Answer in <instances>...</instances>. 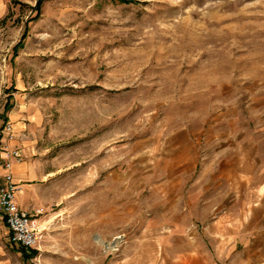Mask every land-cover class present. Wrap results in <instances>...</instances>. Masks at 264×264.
Returning a JSON list of instances; mask_svg holds the SVG:
<instances>
[{
	"label": "rangeland",
	"instance_id": "rangeland-1",
	"mask_svg": "<svg viewBox=\"0 0 264 264\" xmlns=\"http://www.w3.org/2000/svg\"><path fill=\"white\" fill-rule=\"evenodd\" d=\"M37 4L0 0V152L30 165L43 229L22 264H122L139 242L178 262L176 240L204 264H264V229L208 232L240 194L206 211L213 152L264 147V0Z\"/></svg>",
	"mask_w": 264,
	"mask_h": 264
},
{
	"label": "crops",
	"instance_id": "crops-1",
	"mask_svg": "<svg viewBox=\"0 0 264 264\" xmlns=\"http://www.w3.org/2000/svg\"><path fill=\"white\" fill-rule=\"evenodd\" d=\"M180 148V152L184 151L189 153L188 158L190 160L192 159V161L195 160L197 154L194 145L185 144ZM228 150L226 146H221L216 152H213L214 157L212 158L214 161H211L213 174L206 177V211H211L214 208L215 205L212 206L210 203L211 201L208 202V200L209 196L216 191L220 195H223L222 198H225L226 193L231 191L235 194H240L241 196L239 198L242 199L241 201H237L236 198V201H234L235 204L229 207L223 205L225 207V212L219 213V225H210L208 227V232H218L223 235L222 237H224V240L232 236L227 234H234V246H238L242 245L244 241L253 242L256 237L254 236L255 233L264 229V147L254 145H247L244 147L243 145H238L234 149V152L231 150L228 152ZM4 162V153L1 151L0 186L5 184L4 174L6 170ZM32 173V169L27 162L14 163V178L20 186L16 199L18 204L26 210H28L27 208L31 203H34H30L29 201L30 186L25 183L28 178L33 175ZM227 183H229L228 186L230 190L227 188ZM207 202L209 203L208 206ZM223 206H220L219 210H222ZM231 207L235 210L234 213L230 211ZM207 215L206 213V216ZM230 217H234V223L228 226L226 222ZM245 221H248V223ZM249 235L250 238L248 239ZM166 238L169 240L172 236ZM176 242L177 248L170 247L168 253L171 255L174 252H181V254L178 255V262H172V258L164 256V264H196V260L197 264H204L200 253L186 254L184 252V250H188L190 244H182L181 240H176ZM214 242L222 241L219 239ZM16 247L18 246L11 241L10 230L5 221L2 209L0 208V264H22V253H20ZM138 248L141 249V256H124L120 259L122 264H143L149 263V261L153 264L156 263L154 246L148 242H145L144 245L139 242ZM166 248L168 249V247Z\"/></svg>",
	"mask_w": 264,
	"mask_h": 264
},
{
	"label": "built area",
	"instance_id": "built-area-1",
	"mask_svg": "<svg viewBox=\"0 0 264 264\" xmlns=\"http://www.w3.org/2000/svg\"><path fill=\"white\" fill-rule=\"evenodd\" d=\"M4 133L11 136V126L6 125ZM4 153L5 166V184L0 186V208L5 217V221L10 230L11 241L13 244L25 248L32 249L37 246L42 226L38 219L39 211L32 213L22 208L17 202V193L20 189L13 174V166L17 159L21 157V152L17 148H2ZM119 242V241H116ZM115 249L116 246L109 247Z\"/></svg>",
	"mask_w": 264,
	"mask_h": 264
},
{
	"label": "trees",
	"instance_id": "trees-1",
	"mask_svg": "<svg viewBox=\"0 0 264 264\" xmlns=\"http://www.w3.org/2000/svg\"><path fill=\"white\" fill-rule=\"evenodd\" d=\"M42 2H43V0H38V4H37V5H38V8L41 6ZM19 45H20V44H17V45L15 46L16 51H17V48L19 47ZM19 251L22 253V257H23L24 259H28V258L30 257V254H28V253L26 252L25 248H21ZM34 252H35V250H34Z\"/></svg>",
	"mask_w": 264,
	"mask_h": 264
},
{
	"label": "bare ground",
	"instance_id": "bare-ground-1",
	"mask_svg": "<svg viewBox=\"0 0 264 264\" xmlns=\"http://www.w3.org/2000/svg\"><path fill=\"white\" fill-rule=\"evenodd\" d=\"M193 261V260H192ZM191 264H195V263H191ZM196 264H197V260H196Z\"/></svg>",
	"mask_w": 264,
	"mask_h": 264
}]
</instances>
